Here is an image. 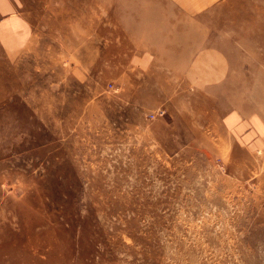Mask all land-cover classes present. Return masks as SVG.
Listing matches in <instances>:
<instances>
[{"label":"rangeland","instance_id":"rangeland-1","mask_svg":"<svg viewBox=\"0 0 264 264\" xmlns=\"http://www.w3.org/2000/svg\"><path fill=\"white\" fill-rule=\"evenodd\" d=\"M13 2L32 44L0 58V264H264V153L220 129L264 117V0ZM208 49L219 85L195 80Z\"/></svg>","mask_w":264,"mask_h":264},{"label":"crops","instance_id":"crops-1","mask_svg":"<svg viewBox=\"0 0 264 264\" xmlns=\"http://www.w3.org/2000/svg\"><path fill=\"white\" fill-rule=\"evenodd\" d=\"M31 42L29 23L17 12L13 0H0V58L11 65L25 55ZM225 58L221 49L201 52L193 71L195 80L203 82L207 77L210 82L219 85L229 70V62ZM261 114L258 110L233 105L222 117L220 129L243 150L264 153V117Z\"/></svg>","mask_w":264,"mask_h":264},{"label":"built area","instance_id":"built-area-1","mask_svg":"<svg viewBox=\"0 0 264 264\" xmlns=\"http://www.w3.org/2000/svg\"><path fill=\"white\" fill-rule=\"evenodd\" d=\"M162 114H163V112H162V111H160V112H159V115H162Z\"/></svg>","mask_w":264,"mask_h":264}]
</instances>
